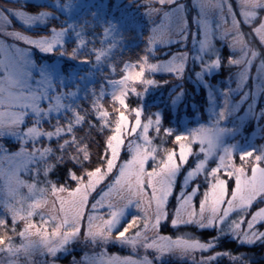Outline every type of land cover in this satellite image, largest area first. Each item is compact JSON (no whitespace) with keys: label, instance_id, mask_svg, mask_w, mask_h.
<instances>
[{"label":"snow or ice","instance_id":"1","mask_svg":"<svg viewBox=\"0 0 264 264\" xmlns=\"http://www.w3.org/2000/svg\"><path fill=\"white\" fill-rule=\"evenodd\" d=\"M29 2L23 0L20 9L0 8V37L24 45H7L0 39V55L4 57L0 59V139L12 138L21 145L16 153H8L0 145V159L21 161L7 173L0 168L6 192L5 198L0 199L3 209L0 252L28 258L39 251L52 258L50 264H56L58 254H67L72 245L84 243L102 251L92 257L86 254L79 262L73 257V264H167V256L187 258L191 264H219L222 259H228L229 264H251L245 254L220 246L226 239L244 247L264 245V230H261L264 229V145H225L222 136L229 130L219 127L226 117L224 109L214 112L211 129L201 126L181 132L179 128L164 127L166 114L162 111L145 116L144 100L150 88L161 86L151 77L164 72L182 81L189 61L200 69L194 72L197 82L209 89L212 86L206 77L225 67L238 69L233 74L236 89L221 92L225 107L229 94L243 91L249 80L253 84L243 91L242 101L249 96L255 100L257 91L264 95V0H236L235 7L232 0H193L191 6L182 0H145L141 5L130 2L128 8H147L137 15L149 19L161 15L162 21L151 29L145 54L136 62H125L119 79H106L110 91L103 86L99 93L89 90L91 113L74 102L79 87L76 91L64 90L69 83L88 77L78 73L65 77L57 64L37 66L33 49L45 56L58 54L79 64H90L93 62L87 56L81 58L82 50L87 49L88 54L95 56L94 68H100L122 46L121 24L128 17L104 19L99 12H90L93 21L85 20L79 25L68 19L57 27L49 24L59 20L56 12L71 17L80 9H91L94 5L82 0H53L48 7L54 11L30 13L26 10ZM193 9L191 22L195 31L189 27V13ZM13 20L25 31L15 30ZM95 22L102 28L104 47L100 49L87 48L95 40L87 39L85 29L94 28ZM41 26L47 28L46 33L35 37L26 34ZM163 29L179 39H161L157 33ZM189 35L194 49L191 54L182 50L172 54L168 61L149 62L158 40L166 46L173 43L186 46ZM70 39L76 42V47L68 53L65 45ZM225 47L229 50L226 57L222 51ZM254 66L255 75L251 72ZM33 69L37 70L39 79H35ZM110 70L115 73V65ZM146 72L150 77H146ZM137 84L143 86V92L137 91ZM130 93L141 101L134 108L127 102ZM184 95L183 84H177L170 101L173 109H178ZM105 96L110 98L111 112L102 103ZM44 102L46 107L42 106ZM129 112L134 114L132 119ZM249 112L253 113L252 105ZM88 115H94L95 122L86 120ZM256 118H264V109ZM52 119L56 123L51 125L52 130H46L44 122L50 123ZM85 124L89 131L78 136V129ZM93 129L104 136L102 149L95 154L90 148ZM150 129L155 137H161V144L166 143L163 137H169L174 147L162 148L153 143L155 137L149 135ZM105 132L108 134L104 135ZM231 132L235 134V129ZM53 139L55 148L43 145L44 140ZM194 143L200 145L198 153L193 152ZM122 154L127 158H122ZM193 156L196 160L189 165ZM236 156L238 165L233 162ZM41 162L46 165L44 188L37 187L41 183ZM210 162L215 166H210ZM30 164L35 167L30 169ZM68 164L71 166L63 182L48 179L51 171ZM21 170L34 171L36 182L21 180ZM20 187L28 189L27 196L19 193ZM34 217H38V223ZM17 221H23L22 231L17 232ZM164 227L193 231L173 239L161 234ZM206 231L212 233L206 240L196 235ZM15 236L22 238L19 245L13 242ZM109 245L126 247L132 254L112 256L107 251ZM44 264L49 261L45 260Z\"/></svg>","mask_w":264,"mask_h":264},{"label":"rangeland","instance_id":"2","mask_svg":"<svg viewBox=\"0 0 264 264\" xmlns=\"http://www.w3.org/2000/svg\"><path fill=\"white\" fill-rule=\"evenodd\" d=\"M9 2V3H8ZM83 3H91L94 5L93 8L91 9H87V8H83L80 9L78 12L73 13V15L71 17L65 16L60 14L59 12H56L55 14L57 16H59V18H63L62 21L71 19V21L73 23L79 24V21L82 19V15H84V13H88L85 15H89V18H92V16L89 14L90 12H99L100 14H102L104 19H111V18H115L117 20H120L122 15L124 17H128L122 24H121V30L123 32V36L124 40H127L129 38V40L131 39V33L135 31H137L140 27H144L145 29V46H144V51L146 50L147 44V38L149 35H152L151 29L156 26L159 25L162 21V16L161 15H155L153 16L151 19H149L148 17L142 16V15H137L136 13H144L147 11L146 7H132V8H128L127 5L131 2L133 3V5H141L145 2V0H82ZM182 2L187 3L191 6L193 0H182ZM40 4V3H47V4H52L53 0H30V2L26 5L30 6L29 4ZM232 4L233 7L236 6V0H232ZM23 6V0H20V2L18 3L17 0H0V8H5V9H20ZM153 7L159 8L160 5L159 4H153ZM31 7V6H30ZM26 10L30 13H36L38 11L26 8ZM167 10V9H166ZM41 11V10H40ZM48 11V10H47ZM54 11V9H53ZM88 11V12H87ZM132 14L129 17V14ZM195 15V10L193 9L192 11H190L189 13V27L191 29V31H195V28L192 27V22H191V16ZM99 20V17L97 18ZM88 21V20H87ZM50 22V21H49ZM84 24V22H83ZM13 25L15 30H19V31H25V29L21 26L20 23L16 22L15 20H13ZM98 25H100L98 23ZM44 27V26H41ZM41 27H36L32 32H26V34L29 35H33L38 36L40 34H36L35 30L37 31H43ZM230 27V26H229ZM41 29V30H39ZM245 31H247V29H245ZM45 32V31H43ZM135 33V32H134ZM158 36L161 37V39L163 40H167L168 38H171L172 40H177L179 39V37L172 35L167 29H163L161 30V32L157 33ZM0 39H4L5 44L7 45H11L13 43H17L18 46L23 47V44H20L19 42H15L12 39L8 38V37H0ZM218 47L220 46L219 44L217 45ZM161 47L162 51L163 50H167L169 52H171L166 58L162 59V58H153V60L151 59V56L149 57V62L151 63H158V62H164V61H168L172 54L178 52V51H188L190 54L194 51L193 49V44H192V38L191 35H189L188 38V42L186 46H182L181 44L178 43H173L170 46H166L164 43H161L159 40L157 42V44L154 46V50L152 53H155V55H157L158 53L155 52L156 48ZM172 49V50H171ZM53 56H45L41 53H39L38 51H36L35 49H33V59L35 61V64L37 66L39 65H43V64H57L60 68L61 73L65 76V77H69V75L71 73H78V71L74 70H70L67 72H64L62 69V63L64 61V59L61 56H55V58L53 59V61H47L48 58H51ZM155 57V56H154ZM4 57L2 55H0V59H3ZM79 65V63H78ZM82 65V64H80ZM87 69V68H86ZM91 69H87L85 71H82L80 76H87L89 77V75H91ZM199 67H193L191 61H189V65H188V70L185 72L184 74V79L181 80H177L172 74L170 73H164V72H160V73H156V74H160L161 76H167L169 77L168 80V84L165 85V87L168 88V90L170 91L171 89H174L175 86L179 83L183 84V91L186 87L185 81L186 79H188V81L190 82H195L192 83V85H194L195 87L198 86V82L195 78L194 72L195 71H199ZM238 71V69L236 67H230L228 72H226V77H225V83H224V89L223 91H227L229 88L231 89H236L237 87V81L235 76L233 75L234 73H236ZM70 72V73H69ZM251 72L253 75H255L256 73V67L254 66L251 69ZM69 73V75H68ZM33 74L35 79H39V76L37 74V70L33 69ZM232 77L231 79H229V77ZM212 77H206V80L208 82V79H210ZM87 80V79H86ZM86 80H83L84 82H86ZM166 80V81H167ZM80 81V80H77ZM76 81V82H77ZM81 81V82H83ZM72 84L69 83L68 86ZM253 84L252 80L248 81V87L245 88L243 91H247L248 88H251ZM203 88H206V85H202ZM198 90V87L196 88ZM65 90V89H64ZM222 91V92H223ZM243 91H236V92H231L229 94L228 97V104L227 107H225L224 105V97L220 94V102L219 103V110L224 109L226 112L228 110V108L230 107V103H231V96L234 95H239V98L236 99L235 105L233 109H235V112L232 109V115L231 117L228 119V124L231 123L233 124L231 127H227V123H222L219 124V127L224 128V129H228L229 131L226 132L223 136V142L225 143L226 139H233L235 137H237V143L239 144H243L245 146H260V145H264V132H261L260 129H264V118H260L257 120V116L260 112V110L264 109V95L260 94L258 91L255 93L256 99L254 100L252 98V96H249V98L247 100H243L242 101V96H243ZM87 95L90 96L89 91H86ZM184 94L186 95V92L184 91ZM232 94V95H231ZM133 95V94H129ZM184 95V96H185ZM215 90L214 88L210 89L208 92V99L211 101V103L214 101L215 98ZM135 96V95H134ZM172 98V97H171ZM47 102H44V104L42 106L46 107ZM249 105L253 106V113L249 112ZM239 110V111H238ZM160 111V110H159ZM158 112V111H157ZM207 113H209V109L206 111ZM213 116H211L209 118V120L207 121V123H203L201 125H199L197 128L203 126L204 128L207 129H211L214 125V121L212 119ZM253 121L252 125L250 128V131H248L247 133L243 134V127L244 125H246L247 122L249 121ZM235 129V134H232L231 130ZM187 131V130H185ZM183 131V132H185ZM260 140V138H262ZM262 141V144H260ZM243 142V143H242ZM247 142V143H244ZM233 144V143H231ZM0 145H3V147L7 150L8 153H16L20 150V143L17 140H14L12 138H4V139H0ZM230 145V144H227ZM199 147L200 145L198 143H194L192 145L193 148V152L198 153L199 152ZM201 157L203 156V154H200ZM122 158H127V156L122 154ZM196 160V157H190L189 158V165H192L193 162ZM234 162V160H233ZM236 163V162H235ZM21 164L20 160H17L15 162H10L7 159H0V168H2V170L7 173L9 171L10 168H15L17 166H19ZM238 165V164H237ZM34 165L30 164L28 165V167L34 168ZM43 173H41L42 175ZM39 176V181H41V183H38L37 187L38 188H44L46 187V184L42 183L44 181V174L42 176ZM35 172H31L29 173V171H24L21 170L19 172V178L27 183H35ZM182 180V177H181ZM180 180L178 179L177 181V187L179 188V184H180ZM4 179L0 178V199L5 198L6 196V192L4 189ZM14 184V181H13ZM202 184V183H201ZM19 193L23 196H27L28 195V189L26 187H20L19 188ZM30 202V201H29ZM197 207H198V198H197ZM3 209L0 208V214H2ZM8 220L11 221L12 224V220L9 216ZM33 220L35 222H39L38 221V217H34ZM21 224L22 228L20 231L23 230V221H17V224ZM264 230V229H261ZM167 231V230H166ZM161 234L162 235H168L171 236L169 234H166L163 232V230H161ZM173 239H175L176 237L171 236ZM21 237H18L17 239H14V244L19 245L21 243ZM32 239H38V237H32ZM100 251H102L99 248H93L91 245H85L84 243H78V244H74L71 247V250L69 253L65 254V253H60L58 254V258L56 260V264H73V257H75L76 261L79 262L82 260V258L87 254L88 256L92 257L97 255ZM108 253L112 256H128L131 255L132 253L130 252V250L126 247H120L118 245H109L108 249H107ZM149 255H152V250H149ZM51 257L50 256H45L43 255L41 252L36 251L34 252L30 257L26 258L23 255L19 256V258L15 257V256H10V254L7 251L4 252H0V262H2V264H12V261H16V264H44L45 260L49 261V264L51 262ZM166 261L167 264L172 263L173 261H177V262H188L191 263V260L187 259V258H180L179 256H167L166 257Z\"/></svg>","mask_w":264,"mask_h":264},{"label":"trees","instance_id":"3","mask_svg":"<svg viewBox=\"0 0 264 264\" xmlns=\"http://www.w3.org/2000/svg\"><path fill=\"white\" fill-rule=\"evenodd\" d=\"M29 5L31 7L27 6L26 8L31 9V11L32 10H35V11H40V10L53 11V9L48 7L49 4H47V3H40V4L36 3V4H29ZM85 14H88V13L85 12L84 15H82V19L79 21V25H83V22L85 20L93 21V18H89L90 16L85 15ZM62 19L59 18V20L50 21L49 24L59 27L60 23L62 22ZM95 23H96V26L94 28L93 27H87L85 29V31L87 33V39L90 41L95 40V44L93 45L90 43L87 45V48H92L93 46H95L97 49H100L101 47H104V45L101 44V40L103 39L102 28L100 27V25H98V22H95ZM41 28L45 32H43V31L39 32V31L35 30L36 31L35 33L36 34H44L47 32L46 27H41ZM39 30H41V29H39ZM134 32L131 33V39L129 40V38H128L127 40H123L122 46L119 47L118 49H116L112 53L111 59L109 61L104 62L100 68H94L93 65H94V61H95V56L88 54L87 49L82 50L81 58H83L84 56H87V59L93 63L82 64V65L79 64L78 65V62L76 60L70 61V60H68L67 56L62 57L64 59V61L62 63V69L64 72L70 71L71 69L72 70L75 69V71H78V74L80 75L82 71H85L88 68L89 69L93 68L90 72L91 75H89L86 82L77 81V82H75V84H70L65 89V91H76V88L79 87L80 93H79L78 98L74 102L77 103L81 109H84V110L88 111L89 113H91L92 95H91V92L89 90L95 89L96 92L99 93L101 87L103 86L105 89H108L110 91L111 86L106 83V79H119L122 75V72L120 70H121V68L125 62H136L139 57H141L142 55L145 54V51H144L145 29H144V27H140L137 31L134 30ZM74 47H76V42L74 40H71V39L65 45V48H66L68 53H71L72 49ZM222 51H223V55L225 57L228 56L229 50L226 47ZM155 52L158 54L155 55V53H152L155 56L154 57L153 55H151V56H153V57H151L152 60H153V58L164 59L171 53L167 50L162 51L161 47L156 48ZM55 56L57 57L59 55L58 54L54 55L53 57L48 58L47 61L48 62L53 61ZM111 65H115V68H116L115 73H113L110 70ZM229 68L230 67H225V68L221 69L217 74L212 76V78L208 79L207 83L210 84L212 86L211 88L212 89L214 88V90H215V95H214L215 98H214V101L212 103L208 99V92L210 89L207 86H206L207 89H205V88H203V86L200 83H197L198 84V86H197L198 90H197L196 89L197 87L192 85V83H195V82H190V81H188V79H186V81H185L186 87L184 89V91L186 92V95L184 96L183 102L179 105L178 109H173L171 107V104H170L171 97L173 95V89H171L169 91L168 88L165 87L166 84L163 83L169 77L161 76L160 74H155L154 77H151V78H154L157 81H159L161 83V86L149 89L148 95L144 100V104H145L144 115L148 116V115L156 113L157 111L160 110L166 114L165 120H164V127L171 126L174 128H179V130L181 132H183L185 130L196 129L199 125H201L203 123H207L209 118L211 116H213L214 112H218V110H219V108H218L219 103H221L220 102V94L224 89L225 77L227 76L226 72H228ZM69 73H68V75H69ZM145 75H146V77H150V74L147 72ZM136 89L138 92H143V86L140 84L136 85ZM86 91H89L90 96L89 95L85 96ZM238 98H239L238 94L237 95L233 94L231 96L230 107L228 108V110L226 112L225 119L220 121V124L227 123L228 119L232 115V112L233 111L235 112V109H233V108H235L234 107V105H235L234 101ZM127 102L129 104L130 108H134L141 103L140 99L134 95L128 96ZM102 103H103L104 107L107 108L111 112V110H112L111 101H110V98L108 96H105L103 98ZM208 109L210 111L209 113L206 112ZM232 109H233V111H232ZM81 114H83V113H81ZM133 115L134 114L129 112V118L130 119H132ZM86 120H92L93 122H95V117H94V115H88L86 117ZM252 122L253 121L251 120V121L247 122L246 125H244L243 134L250 131V128H252L251 127ZM55 123H56L55 119H52L50 123L48 121H45L43 124V127L46 130H52L51 125L55 124ZM61 123H64L63 118H61ZM232 125L233 124H231V123H229V124L227 123L226 126L231 127ZM88 131H89V129L87 127V124H85L83 127L78 129L77 135L78 136H84ZM107 134L108 133L105 132L104 135H107ZM149 135L155 137V133L151 129L149 130ZM163 139L166 141V143H164V144H161V137H155V139L153 140V143L160 145L162 148L163 147H167V148L174 147L171 138L163 137ZM236 139H237V137H235L231 140L226 139L224 144L227 145V144H231V143H237ZM261 139H263V137L260 138V140ZM103 141H104V136H101L100 134H98V132L95 129L91 130L90 148H91L92 153L95 154L96 152H98L99 150L102 149ZM262 141H264V140H262ZM262 141H260L261 142L260 144H262ZM244 143H247V142H244ZM49 144L51 147L55 148L56 147L55 139H53L51 142H48L47 140L43 141L44 146H49ZM235 162H236V164H239L238 156L234 157V163ZM149 164H151V161H149ZM70 166H71V164H68V165H65L63 167L56 168L55 170L51 171L48 174V179L52 182H63L65 177H66L67 168ZM210 166L214 167L215 164L210 162ZM33 167H35V165ZM39 167L41 169V173H43V169L46 167V165L43 162H41ZM199 182L202 183V181H199ZM8 225H9V227L11 226L10 220H8ZM21 228H22L21 224H19V223L16 224L17 232H19L21 230ZM162 230L164 233L169 234L173 237H177L181 233H190L193 231L192 228H181V229L177 230V229H174L171 227H164ZM9 235H11V233H9ZM196 235L198 237H201V238L206 240V239H208V237L210 235H212V233L209 231H206L203 233L196 232ZM18 237L19 236H15L14 239H17ZM220 248L221 249H229L233 253H237V254H245L246 257L250 259L251 264H264V245L257 244L256 246L244 247V246H240L239 244H237L235 241H233L231 239H226L225 241H223ZM170 264H191V263H188L185 261L184 262L173 261ZM219 264H229V261H228V259H222L219 261Z\"/></svg>","mask_w":264,"mask_h":264}]
</instances>
